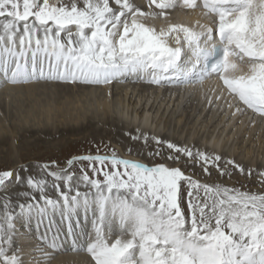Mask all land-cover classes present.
I'll return each mask as SVG.
<instances>
[{
  "label": "snow or ice",
  "instance_id": "snow-or-ice-1",
  "mask_svg": "<svg viewBox=\"0 0 264 264\" xmlns=\"http://www.w3.org/2000/svg\"><path fill=\"white\" fill-rule=\"evenodd\" d=\"M176 9L207 22L172 23ZM213 77L233 116L264 120V0H0V87L135 78L186 89ZM126 135L147 161L97 146L64 167L0 171V264H40L17 246L18 224L40 233L46 264L66 245L89 264H264V163ZM234 176L262 190L228 184Z\"/></svg>",
  "mask_w": 264,
  "mask_h": 264
},
{
  "label": "bare ground",
  "instance_id": "bare-ground-1",
  "mask_svg": "<svg viewBox=\"0 0 264 264\" xmlns=\"http://www.w3.org/2000/svg\"><path fill=\"white\" fill-rule=\"evenodd\" d=\"M168 21L183 23L192 27H195L197 22L200 24L207 22L199 10L190 11L186 9L174 10L170 13ZM168 21L161 18L154 21V23L158 27H163ZM219 84L220 82L215 77L206 80L203 84L186 89L158 88L144 81L136 82L135 78L104 86H83L54 82H33L16 86L9 84L0 87V146L7 147L10 156H16V145L13 143L15 140L8 137L5 130L6 119L4 116L12 108L15 112L17 111L16 118H18L19 123L15 125L17 133H19L18 130H25L30 135H35L32 130L38 126V132L44 134L45 139L43 140L63 141L66 137H69L70 141H67L69 144L66 142L68 145L65 144L60 149V155L58 154V156L53 155L54 149L51 148H47L48 151L44 155L41 153L33 154L29 151L27 154H23L22 157L20 156L19 161L14 163L16 165L19 162L42 161L43 158L54 162H64L63 160L67 161L69 158L88 154L94 155L97 154V146H99L102 153L108 151L106 146L111 149L116 147L120 150L119 155L121 157L147 161L145 156L136 153L137 151L147 152L148 150H145L143 145L140 144L130 145L129 141L131 139L126 133L136 135L137 130H139L150 135L155 133L154 136L160 137L162 132L157 131L158 127L155 121L163 116V112L169 111L173 102L177 107H180L185 98L191 97L197 102V109L198 106L201 107V114L208 112L206 113V122L211 118L214 119L220 113L221 116H219L218 124L209 133L210 135L205 138L203 144L200 142L195 143V137H198L205 128L203 124H200L201 128H196L197 122L193 125L192 130L194 131L191 137L184 144L188 146L196 144L195 147L200 149L221 152L225 156L234 158L243 165H250L254 169L258 162L264 163V120L254 116L251 112L233 116L231 111L222 105L225 100L217 102L215 99L219 92ZM112 96L115 99H111ZM153 99H156L155 105L152 102ZM210 100L213 101L211 107L208 104ZM151 107L152 109L154 107L155 111L148 110ZM178 110L176 109V111ZM59 117L63 120L62 124L56 125L55 119ZM99 117L102 118L104 124L111 126L107 139L86 136L89 130L96 131V128L91 123L85 125V122ZM251 119H254V121H250ZM179 122L181 121L179 120ZM240 132L244 136L245 143H248L247 148L243 146L237 149L232 147L234 140H236L234 136ZM253 133H256V135L254 134L256 137L253 136ZM71 141L75 143L72 142V144ZM128 149H131V152ZM238 149L243 152V157L240 155L236 157L235 153ZM238 180L239 178H233L230 185H236L239 182ZM251 191L256 190L252 188ZM15 194L13 193V195ZM17 227L20 229L17 237L18 246L25 253L24 258L26 261H32L35 258L40 264L44 263L45 261L42 260L38 251L42 245H39L40 243L36 241L32 242L33 239L39 237L40 233L33 234L32 230L26 227L21 228L19 224ZM69 247L66 245L65 250L57 252L51 264H89L90 257L86 253L69 250Z\"/></svg>",
  "mask_w": 264,
  "mask_h": 264
},
{
  "label": "rangeland",
  "instance_id": "rangeland-1",
  "mask_svg": "<svg viewBox=\"0 0 264 264\" xmlns=\"http://www.w3.org/2000/svg\"><path fill=\"white\" fill-rule=\"evenodd\" d=\"M137 2H140L141 5L142 4L146 5L147 0H143V1L142 0H137ZM145 9H146V11L149 10L147 8H145ZM165 91H167V89H165ZM112 98L115 99L113 96L111 97V99ZM155 101H156V99H153V101H152L154 105L156 103ZM160 101H161V99H160ZM160 101H158V102H160ZM222 105L225 107L226 106V102L224 101L222 103ZM200 108L201 107L198 106V109H197V102L194 100V98H191V97L190 98L188 97L187 99L185 98L184 99V103L180 107H177V105H175V103L173 102L171 104V107L169 108V111L167 110L168 112L167 111L163 112V116H161V118L159 117L160 119L158 118L157 121H155V122H157L156 123V126L158 127L157 131L158 132L159 131L162 132L160 137H163V138L167 137V138H165L166 140H170V141L179 143L180 145H185L184 144L185 141H187V139L191 137V134L194 131V130H192V128L194 127L193 126L194 123L197 122L198 125H197L196 128H201L202 124H203V126L205 128H204V130H202L200 135H198V137L197 136L195 137V143L196 142L197 143L200 142V143L203 144L204 141H205V138H207L210 135L209 133L211 131H213V128L218 124L219 116H221V113H220V115L214 117V119L211 118V119H209V121L206 122V120H207L206 113H208V112L206 111V113L201 114ZM151 109H152V107L149 108L148 110H151ZM176 109H179V110L176 111ZM2 110H1V112H2ZM151 111L152 112L155 111L154 107H153V109ZM7 112H6L7 115L4 116L5 119H6L5 120L6 135L8 137L13 138L15 140V142H13V143H14V145H16L15 146L16 147V150H15L16 151V156H13V157L10 156V154H9L10 151H8V148L7 147L3 148L2 146H0V171L10 170V169H18L20 165L38 166V165H40L42 163L54 162L52 160H48V159L43 158L42 161H37V162L27 161V162H19L17 165L14 164L15 162L19 161L20 156L22 157L23 154H27L29 151H31V153H33V154L34 153H41L42 155H44L48 151L47 148H51V149L55 150V151L53 150V152H54L53 155L58 156V154L60 155V151H61L60 149L62 147H64V145L66 144L67 141H69V137H66L63 141L59 140V141L52 142L50 140L49 141L48 140L47 141L43 140V139H45L44 138V134H41V133L38 132V129H37L38 126H36V128H34L33 130L30 129V130L35 132V135H33V134L30 135L25 130H20V131L18 130L19 133H17L15 131V125L19 124L18 123V118H16V112L17 111L15 112V110H13L11 108L10 111L8 110ZM165 114H166V116H165ZM199 116H201L200 119H199ZM179 120L181 122H179ZM62 121L63 120L60 119V117L58 119H55L56 125H61ZM250 121H254V119H251ZM90 123L92 125H94V127L96 128V131L89 130V132H87L86 136L88 135L89 137L91 136V137L100 138V139H107V137L109 136V131L111 129V126H108L109 124H104V122H102V118H100V117L99 118H94V119L92 118L88 122L86 121L85 125L90 124ZM241 134L242 133L240 132L236 136H234V137H236L235 138L236 140H234V143L232 145L233 148L237 149V148H241V146H243L245 148L248 147V143H245V141L243 139L244 136L241 135ZM254 134L256 135V133H253V136H254ZM151 135H155V133H152ZM254 137H256V136H254ZM243 141H244L245 144L243 143ZM69 142H67V143L69 144ZM72 142L73 141H71V143ZM73 143H75V142H73ZM134 143H136L135 145H137V144L142 145L138 141H133V140L129 141L130 145H133ZM242 143H243V145H241ZM68 144H66V145H68ZM195 145L196 144H193L192 146H195ZM112 149L117 150L116 152L118 154L121 153L120 150L117 149L116 147H113ZM145 150H148V149L145 148ZM100 153L104 154L102 152H100ZM242 153L243 152L241 151V149H238L237 153H235L236 157L238 155L243 157ZM7 159H9V160H7ZM63 161L64 162H56V163H58L61 167H64L66 161L65 160H63ZM238 163H240V162H238ZM259 164H261V162H258V165ZM255 168H256V166H255ZM36 170H37L36 167H33V172H35ZM234 178L235 179L239 178L238 181L243 183V185L245 187V190H248V189L251 190L252 188L254 190H256V191H261L262 190L261 186L259 184L258 178L256 180H245L243 177L240 178V176H234ZM231 181L232 180L227 181V183L230 184ZM231 185H233V184H231ZM17 241H18V239L16 240V244L18 246L19 242H17ZM33 241L38 242L37 237L35 238V240L33 239L32 242ZM39 245H41V244H39ZM24 257H25V253H24ZM41 264H46V262L41 263Z\"/></svg>",
  "mask_w": 264,
  "mask_h": 264
}]
</instances>
